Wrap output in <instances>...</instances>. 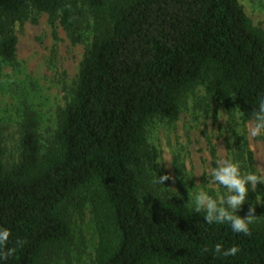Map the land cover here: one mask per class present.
Returning a JSON list of instances; mask_svg holds the SVG:
<instances>
[{
  "label": "trees",
  "instance_id": "trees-1",
  "mask_svg": "<svg viewBox=\"0 0 264 264\" xmlns=\"http://www.w3.org/2000/svg\"><path fill=\"white\" fill-rule=\"evenodd\" d=\"M41 14L73 45L87 31L92 39L52 143L42 151L36 116L27 110L19 160H0V228L10 232L0 264L60 260L72 242V213L85 207L98 240L93 264H264V221L251 225L250 236L208 225L144 179L147 167L161 172L147 126L156 118L176 122L181 99L198 87L231 116L239 107L235 158L256 170L245 125L264 94V30L239 1L0 0V64L15 61V24ZM217 243L240 252L215 257Z\"/></svg>",
  "mask_w": 264,
  "mask_h": 264
},
{
  "label": "rangeland",
  "instance_id": "rangeland-1",
  "mask_svg": "<svg viewBox=\"0 0 264 264\" xmlns=\"http://www.w3.org/2000/svg\"><path fill=\"white\" fill-rule=\"evenodd\" d=\"M238 1L253 25L264 30V0ZM15 35V61L0 64V160L6 166L19 160L20 124L25 111L36 116L42 151L52 143L57 114L72 97L80 63L92 39L87 31L82 43L71 44L58 24H50L46 14L35 22L16 23ZM225 114V109L198 87L181 99L176 122L153 119L146 129L147 146L156 151L161 172L146 168L147 188L166 200L172 197L170 200L186 205L189 190L197 183H207L204 174L212 167L211 151L216 159L233 154V133L242 129L234 113ZM247 127L248 123L245 138L254 167L264 169V138H250ZM242 164L248 169L244 161ZM156 175L170 176L163 185L170 189L154 185ZM262 206L264 202L255 205L256 209ZM255 216L264 221V213ZM71 230L67 253L50 264H93L98 240L88 207L82 213H72Z\"/></svg>",
  "mask_w": 264,
  "mask_h": 264
},
{
  "label": "clouds",
  "instance_id": "clouds-1",
  "mask_svg": "<svg viewBox=\"0 0 264 264\" xmlns=\"http://www.w3.org/2000/svg\"><path fill=\"white\" fill-rule=\"evenodd\" d=\"M233 111L235 118L242 115L239 107ZM247 131L250 138H264V94L258 96L256 110L251 113ZM235 151L236 149L231 150L233 155L228 158H217L215 166L206 170L204 176L207 183H197L194 189L189 190V200L185 208L202 215L208 225H227L237 235L250 236L251 225L258 219L255 216V205L264 202V190L258 189V185H264V169H246L235 158ZM169 179L171 177L168 175H156L153 184L170 189L163 186ZM254 192L257 193L255 203L248 208L246 217L242 218L237 213L248 203L250 193ZM9 237V230L0 228V247L7 244ZM204 251L208 252L209 249L205 248ZM211 251L215 257L227 258L237 256L240 249L237 246L224 248L217 243Z\"/></svg>",
  "mask_w": 264,
  "mask_h": 264
}]
</instances>
